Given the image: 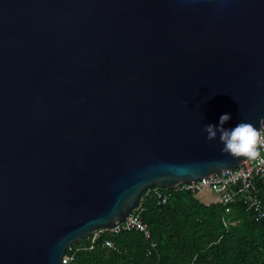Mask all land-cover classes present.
Segmentation results:
<instances>
[{
    "label": "water",
    "instance_id": "1",
    "mask_svg": "<svg viewBox=\"0 0 264 264\" xmlns=\"http://www.w3.org/2000/svg\"><path fill=\"white\" fill-rule=\"evenodd\" d=\"M264 118V0H0V264H61L153 185L244 158Z\"/></svg>",
    "mask_w": 264,
    "mask_h": 264
},
{
    "label": "trees",
    "instance_id": "2",
    "mask_svg": "<svg viewBox=\"0 0 264 264\" xmlns=\"http://www.w3.org/2000/svg\"><path fill=\"white\" fill-rule=\"evenodd\" d=\"M224 208L211 191L171 188L164 204L144 199L141 220L156 243L149 253L136 230L105 231L94 243L87 237L71 244L66 253H73L70 264H264V219L255 220L240 202L229 213Z\"/></svg>",
    "mask_w": 264,
    "mask_h": 264
},
{
    "label": "built area",
    "instance_id": "3",
    "mask_svg": "<svg viewBox=\"0 0 264 264\" xmlns=\"http://www.w3.org/2000/svg\"><path fill=\"white\" fill-rule=\"evenodd\" d=\"M261 158H264V147L260 148ZM172 188L200 193L211 191L216 194L221 203L225 206L226 213L230 212V206L234 203H242L249 210L255 220L264 219V164L258 161L244 158V160L234 168L223 169L196 180L181 182ZM169 189L160 186H150L140 195L137 204L125 216V218L113 227L94 228L88 236L90 243H94L100 233L110 231L119 233L121 231L136 230L140 232L144 239L148 241V253L156 243L151 240L150 230L147 224L141 220V213L144 211V199L153 196L157 204H164L169 198ZM104 245L113 248L110 240H105ZM70 248V247H69ZM77 249V247H76ZM73 253H64L61 264H70Z\"/></svg>",
    "mask_w": 264,
    "mask_h": 264
},
{
    "label": "clouds",
    "instance_id": "4",
    "mask_svg": "<svg viewBox=\"0 0 264 264\" xmlns=\"http://www.w3.org/2000/svg\"><path fill=\"white\" fill-rule=\"evenodd\" d=\"M231 119L230 114H223L217 125H205L204 132L206 140H216L219 134V141L223 145L221 151L234 158H247L264 164L261 158L260 148L264 147V118L260 121L258 129L250 122H239L231 129H225L224 124Z\"/></svg>",
    "mask_w": 264,
    "mask_h": 264
}]
</instances>
